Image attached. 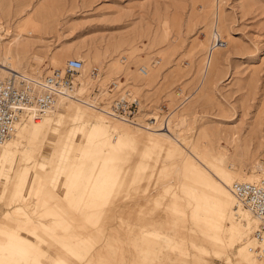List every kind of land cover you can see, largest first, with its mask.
<instances>
[{"label":"rangeland","instance_id":"obj_1","mask_svg":"<svg viewBox=\"0 0 264 264\" xmlns=\"http://www.w3.org/2000/svg\"><path fill=\"white\" fill-rule=\"evenodd\" d=\"M0 25L5 50L21 73L36 79L75 58L87 60L85 73L104 67L103 82L125 74L151 104L173 108L180 89L189 99L172 124L185 119L177 140L186 152L183 137L194 141L190 160L201 166L198 155H205L234 183L254 167L264 176V0H0ZM216 37L224 49L212 48ZM142 66L147 80L138 73ZM173 130L168 135L176 138ZM57 151L58 168L71 177L62 189L35 177L44 189L29 195L34 208L47 212L45 222L66 221L37 239L43 264H224L240 252L242 238L233 231L216 246L202 213L206 193L191 175L176 174L178 164L163 154L136 156L126 148L101 155L98 146ZM74 171L79 176L72 180ZM9 174H0L1 188L18 182ZM145 229L172 240L147 238Z\"/></svg>","mask_w":264,"mask_h":264},{"label":"bare ground","instance_id":"obj_2","mask_svg":"<svg viewBox=\"0 0 264 264\" xmlns=\"http://www.w3.org/2000/svg\"><path fill=\"white\" fill-rule=\"evenodd\" d=\"M30 25L28 26L30 27ZM0 30H2V25H0ZM21 39V35L18 36L17 43ZM4 40L5 37L0 34V73L4 75L12 72L21 73L9 55V50L7 48L8 51L5 50ZM80 61L83 62V73L86 74L84 71L88 65L87 60L82 59ZM142 67L147 69V73L145 76L139 75L143 77L142 80H147L150 77V71L147 66ZM101 69L104 73V79L107 80L105 68L101 67ZM80 81L85 84L83 80ZM86 81H88L87 78ZM178 111L173 114L170 120V131L174 129L173 131L177 132L176 138L168 135L169 133H162L158 130L150 131L137 128L134 132L130 128L137 126H131L108 117L106 118L114 123L106 125L102 119L105 115L83 105L64 100L60 101L55 111L44 115L39 120H23L16 124L10 137L0 143V174L14 172L16 174L15 179H18L15 184L5 185L6 188H1L0 185V201L4 198L6 205L4 207L5 213L0 215V219L5 220L3 228H0V264H35L36 261L43 264L37 260V239L41 234L50 230H58L59 232L58 226L60 224L66 226V221L64 217L55 218L49 222L44 221L45 217L48 216L47 212L39 206L34 208L36 205V203L34 204L35 198L34 200L29 198V195L34 191L40 192L44 189L43 186L36 187L33 179L42 175V180L58 182L57 187L62 189L66 183L65 179H69L71 176L68 177L67 168L63 166L58 168L57 163L60 157L54 155L55 147L59 151L69 147L71 152H77L86 146H98L101 148V155L110 149L117 151L118 149L131 148L136 156L142 154V156L148 157L163 154L167 159L175 161L178 164L175 173L191 175L194 182L206 193L204 199L207 204L202 209V213L207 215L204 220L210 223L207 225L211 228L212 236H214L212 238L216 246L219 248L222 245L219 241L221 235L226 240H230L229 231L235 232L239 239L242 238L240 252L224 260V264H230L232 261L239 264H264V259L260 258L257 253L258 248H264V239L261 241L255 235L259 227L258 220L232 195L230 188L235 180L227 170L207 159L205 155H198L201 166L197 165L198 162L190 160L192 159L190 153L195 152L196 147L194 141L188 138L187 140L183 137V142L189 150L187 149L186 152L181 149L182 145L178 142L177 137H180L182 130L180 132L177 130L184 128H182V124H185V119H180V122L175 120L178 123L172 124ZM101 115L103 116L101 117ZM40 157L44 160L43 163L39 162L38 158ZM261 170L263 171L264 167L261 166ZM57 171L58 173L55 174ZM252 172V175L241 179V181L248 183L258 181L260 178L255 167ZM78 176L79 174L74 171L72 180L77 179ZM255 177L259 179L256 178L255 180ZM6 190L11 193L7 194ZM197 205L198 211L201 210L199 203ZM97 211V209L92 211V214H97ZM144 236L156 239L165 245L172 240L148 229L144 230ZM50 259L53 262L59 261L55 257Z\"/></svg>","mask_w":264,"mask_h":264},{"label":"built area","instance_id":"obj_3","mask_svg":"<svg viewBox=\"0 0 264 264\" xmlns=\"http://www.w3.org/2000/svg\"><path fill=\"white\" fill-rule=\"evenodd\" d=\"M226 42L216 37L213 49H224ZM126 57H121L124 64ZM145 76L147 69L140 67ZM104 73L99 65L83 73V62L68 59L60 69H53L37 79L22 73H0V143L12 134L16 124L23 120H39L55 111L61 100L83 105L106 117L146 130L170 133L174 112L182 109L189 97L178 89L172 108L166 101L151 104L137 95L124 76L103 82ZM86 78L88 81H86ZM80 80H83L81 82ZM157 131V132H158ZM231 193L258 220L256 238L264 239V177L255 182H235ZM264 259V248H258Z\"/></svg>","mask_w":264,"mask_h":264}]
</instances>
